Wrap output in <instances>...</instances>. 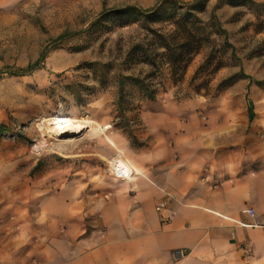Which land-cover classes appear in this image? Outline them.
<instances>
[{"label": "rangeland", "instance_id": "obj_1", "mask_svg": "<svg viewBox=\"0 0 264 264\" xmlns=\"http://www.w3.org/2000/svg\"><path fill=\"white\" fill-rule=\"evenodd\" d=\"M160 1L8 0L0 4V122L11 129L0 138V264H57L55 256L37 253L41 248L35 244L41 236L33 233L32 223L40 215L56 216V204L45 199L56 193L59 183L79 172L83 178L97 173L103 177L104 165L95 168L98 160L85 154L114 150L115 160L97 157L118 176H127L113 166L131 164L120 142L123 138L134 150L138 145L124 132L127 122L118 112V77L146 75L151 69L128 70L123 65L126 54L145 34L137 25L123 24L120 13L129 6L152 8ZM253 1L264 5V0ZM218 5L217 15L232 48L224 45L223 38L213 37L215 42L194 58L177 85L165 68L156 81L159 90L154 102L132 86L126 89L127 104L132 106L129 126L139 145L146 146L144 115H169L178 122L193 116L215 119L220 112L238 109L229 102L234 86L219 90L224 80L243 73L264 83V8L256 11L211 0L202 17L207 21ZM63 35L65 40L59 41ZM42 56L39 70L15 76ZM92 64L99 66L92 69ZM255 99L261 102L258 114L264 119V88H258ZM53 117L94 122L66 138L40 129L43 121Z\"/></svg>", "mask_w": 264, "mask_h": 264}, {"label": "crops", "instance_id": "obj_2", "mask_svg": "<svg viewBox=\"0 0 264 264\" xmlns=\"http://www.w3.org/2000/svg\"><path fill=\"white\" fill-rule=\"evenodd\" d=\"M230 95L233 100L227 101L238 109L215 119L178 122L169 115H144L146 146L134 150L119 140L131 164L113 166L127 176L97 157L115 160L114 150L85 154L106 171L88 178L75 173L47 196L57 214L34 219L32 231L41 236L37 253L55 256L57 264H264V119L255 99L258 87L241 80ZM160 188L178 200L162 211ZM247 209L255 217L245 214ZM176 251L185 256L176 257Z\"/></svg>", "mask_w": 264, "mask_h": 264}, {"label": "trees", "instance_id": "obj_3", "mask_svg": "<svg viewBox=\"0 0 264 264\" xmlns=\"http://www.w3.org/2000/svg\"><path fill=\"white\" fill-rule=\"evenodd\" d=\"M211 0H191L180 2L177 0H162L155 6L148 9L127 7L121 11L120 16L125 25H137L145 34L144 38L133 45L123 61V65L128 70L137 66H146L151 70L143 75H124L119 74V98L118 112L123 120L127 122L124 132L128 135L132 144H138V140L131 130V122L128 113L132 112V106L127 104L126 89L129 86L136 88L146 100L154 102L159 90L156 81L163 77L164 69H169L172 81L175 85L181 83L184 76L196 56L204 47L215 42L213 37L223 38L226 47L232 48L229 43V36L223 23L220 21L217 11L221 6H216L211 11L209 19L206 21L202 16L208 13ZM229 6H246L250 9L260 10L264 5H258L253 0H226ZM59 41L65 40V36H60ZM235 57V52L233 51ZM22 70L16 77L30 76L40 69L41 60ZM99 66L92 64L91 68ZM106 65L101 68H106ZM241 80H249L251 85L264 88V83L255 82L251 77L241 73L235 77L224 80L219 85V90L231 88ZM250 119L254 117L252 104L249 102ZM134 109V108H133ZM11 129L6 124L0 122V138L9 134ZM137 147V146H136ZM39 166H37L36 170Z\"/></svg>", "mask_w": 264, "mask_h": 264}, {"label": "bare ground", "instance_id": "obj_4", "mask_svg": "<svg viewBox=\"0 0 264 264\" xmlns=\"http://www.w3.org/2000/svg\"><path fill=\"white\" fill-rule=\"evenodd\" d=\"M94 121L90 119L73 120L65 117H53L43 121L39 127L44 133H52L60 137H68L81 132L83 128L92 125ZM92 127V126H91Z\"/></svg>", "mask_w": 264, "mask_h": 264}, {"label": "built area", "instance_id": "obj_5", "mask_svg": "<svg viewBox=\"0 0 264 264\" xmlns=\"http://www.w3.org/2000/svg\"><path fill=\"white\" fill-rule=\"evenodd\" d=\"M206 180H207V178H206ZM219 186H220V183H217V184H214L212 186V188L217 189ZM160 192L163 194L164 199H163V201L159 202V204L157 206V210L158 211H162L163 209H165L168 202H171V201L178 202L176 196H174L170 192L166 191L164 188H160ZM244 213L249 215V216H251V217H255V212L252 209H247V210L244 211ZM236 224H238V225H240L242 227H248L249 226V225H247L245 223H241V222H236ZM256 226H258V225H256ZM261 227H264V224H262ZM175 255H176V257H179V258H183L185 256L183 251H176Z\"/></svg>", "mask_w": 264, "mask_h": 264}]
</instances>
